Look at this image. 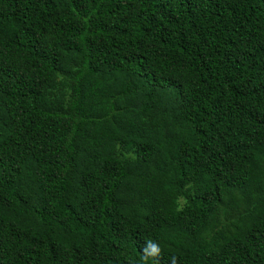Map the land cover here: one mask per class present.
<instances>
[{"label":"trees","instance_id":"16d2710c","mask_svg":"<svg viewBox=\"0 0 264 264\" xmlns=\"http://www.w3.org/2000/svg\"><path fill=\"white\" fill-rule=\"evenodd\" d=\"M148 239L264 264V0H0V264Z\"/></svg>","mask_w":264,"mask_h":264},{"label":"clouds","instance_id":"9594fccd","mask_svg":"<svg viewBox=\"0 0 264 264\" xmlns=\"http://www.w3.org/2000/svg\"><path fill=\"white\" fill-rule=\"evenodd\" d=\"M163 257V249L158 242L148 239L145 241L144 246L140 249L139 260H129L128 264H160ZM170 264H178L176 256L171 257Z\"/></svg>","mask_w":264,"mask_h":264}]
</instances>
